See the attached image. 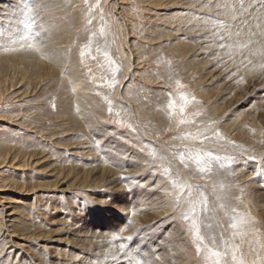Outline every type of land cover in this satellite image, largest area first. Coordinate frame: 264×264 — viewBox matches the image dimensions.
<instances>
[{
	"label": "rangeland",
	"instance_id": "rangeland-1",
	"mask_svg": "<svg viewBox=\"0 0 264 264\" xmlns=\"http://www.w3.org/2000/svg\"><path fill=\"white\" fill-rule=\"evenodd\" d=\"M253 1L0 0V208L36 262L93 257L69 243L76 229L140 259L182 237L195 264H264L250 201L252 182L264 196V50L252 52L264 0ZM240 11L255 37L240 35ZM101 166L124 187L81 175Z\"/></svg>",
	"mask_w": 264,
	"mask_h": 264
},
{
	"label": "bare ground",
	"instance_id": "bare-ground-1",
	"mask_svg": "<svg viewBox=\"0 0 264 264\" xmlns=\"http://www.w3.org/2000/svg\"><path fill=\"white\" fill-rule=\"evenodd\" d=\"M243 1V0H242ZM253 0H244L243 3H245V7H247V11L250 10V8L253 6V3L254 2H257V1H253ZM259 1V0H258ZM261 1V0H260ZM261 3V2H260ZM256 4V3H255ZM259 4V3H258ZM257 4V5H258ZM242 5V3H241ZM244 6V5H243ZM260 6V4L258 5ZM264 6V5H263ZM255 8L254 6L252 7V9ZM262 8V4H261V7ZM257 9V8H255ZM258 10V9H257ZM252 12V11H251ZM251 12H248L249 14ZM257 14V12H255ZM261 14V12L259 13ZM264 14V12L262 13V15ZM251 19L254 20V14L251 13L250 15ZM249 16L247 15V13L243 14L241 11H240V22H242V28H241V32H240V35L241 36H245V37H255V31L256 29L258 30L257 26L256 25H253L250 20H249ZM251 20V21H252ZM264 22V21H263ZM254 23V22H253ZM258 23V22H257ZM256 24V23H255ZM241 26V25H240ZM264 26V25H263ZM262 28V27H260ZM264 30V29H263ZM260 31V30H259ZM254 33V34H253ZM261 33V32H260ZM263 33V31H262ZM259 35V34H258ZM260 42L258 44H254L255 48L252 52L254 53H257L258 51H260V49H263L264 50V44L263 42L258 39ZM256 41V40H255ZM241 42V41H240ZM252 42V41H250ZM258 42V41H257ZM244 46V44H242ZM251 46H253L251 44ZM248 47V46H247ZM250 47V46H249ZM246 48V46H245ZM247 50V49H246ZM251 51V50H250ZM261 52V51H260ZM248 54V53H247ZM250 54V53H249ZM263 53L261 52V54L259 55H262ZM243 55V54H242ZM263 56V55H262ZM264 58V57H263ZM243 63V62H242ZM251 63V62H250ZM244 64V63H243ZM261 79V78H259ZM31 155V154H30ZM29 156V155H28ZM124 156V155H123ZM32 157V156H30ZM38 157V156H37ZM1 158V157H0ZM6 158L3 157L2 159V162L4 161V159ZM11 159H13L12 161H14V156L10 157ZM16 158V157H15ZM42 158V157H41ZM21 159V158H20ZM19 159V160H20ZM39 160V161H38ZM38 160H33L34 161V164L37 165V164H42L44 163L46 160L42 158ZM11 161V160H10ZM17 161V160H16ZM5 162V161H4ZM28 162H29V157L26 158L25 157H22V159L17 163L19 166H25V165H28ZM32 162V161H31ZM11 163V162H10ZM33 163V162H32ZM31 164V163H29ZM46 166V165H45ZM79 168V167H78ZM117 169V168H116ZM65 170V169H64ZM64 170L63 169H56V168H52V173L53 174H56L55 176H57V178L61 177V172L62 174L64 175ZM80 172H82V176L84 178H88L90 176L89 179L93 180L94 181H97L99 183L100 180H102L106 185L107 187H114L116 186L118 183H119V186L116 187V189H121L123 186V183L121 182H114V179H115V175L117 174L116 171H114L113 169H110V168H106V167H102L101 168H97V167H93L92 169H88V170H85L84 171V168H80ZM121 170V169H120ZM119 171V170H117ZM123 171V170H122ZM135 170H126V174H129V173H133ZM138 171V170H137ZM72 172V171H71ZM245 172V171H244ZM247 172V171H246ZM245 172V174H246ZM79 173V172H78ZM122 173V172H121ZM249 174V173H248ZM67 175V174H66ZM130 175V174H129ZM247 175V174H246ZM53 176V175H52ZM124 176V174H123ZM128 176V175H127ZM243 177V176H242ZM247 177V176H246ZM56 178V179H57ZM76 178V177H75ZM74 178V179H75ZM135 178V177H134ZM245 178V177H244ZM248 178H249V175H248ZM117 181V179H116ZM126 182V181H125ZM131 182V181H129ZM18 183V182H17ZM62 183V182H61ZM102 184V183H101ZM109 184V186H108ZM128 184V182H127ZM250 184V183H248ZM14 185V184H13ZM32 186V185H31ZM255 186H258L255 182H252V188H251V191H256L253 195L250 194V201H252V199L254 201L252 202H256V203H253V204H256L258 206L261 207V210L264 214V196L257 193L259 191H257L255 189ZM13 187V186H12ZM19 187V186H18ZM17 187V188H18ZM69 187V186H68ZM19 192L21 190H23V185L21 184L20 185V188H18ZM61 190V189H60ZM21 193V192H20ZM261 193H264V192H261ZM13 202V201H12ZM251 202V203H252ZM251 205V204H250ZM140 206V205H139ZM256 206V208L258 207ZM1 214H3V217H5V219L3 218V220H1V227H0V230H2V234L3 236L6 238V249H2L1 251H4L3 255L6 256V258L4 259V257L1 258L0 260V264H5L7 263V258L8 257H11L13 256L16 260L20 257V258H24V257H28L32 262L33 264H40V262H36L38 259L36 258V256L32 253H30L29 251H31L27 246L28 244L26 243V238H28L27 236H21L19 233H16V232H13V231H10L8 229V225L6 223V221L11 218V215L12 214H15L14 211L12 210L11 206L9 205H4L2 204L1 205ZM119 209V207H118ZM258 209V208H257ZM16 211V210H15ZM158 211V210H156ZM163 211V210H161ZM17 213V212H16ZM158 214V213H157ZM163 214V213H162ZM132 216V215H131ZM144 216V215H143ZM135 217V215H134ZM137 218V217H136ZM143 218V217H142ZM141 219V218H140ZM139 220V219H138ZM12 221V220H11ZM138 222V221H137ZM140 222V221H139ZM80 225V224H79ZM75 226V225H74ZM78 227V226H77ZM77 237L79 238L80 241H74V240H71L69 243H72L74 244L75 246H77L78 248H81L82 250H92L95 255L93 257H91L90 259H85V258H82V257H79L78 255L79 254H69V256H71V258H68L69 259V262H67V264H141V262H146L148 264H162L163 262H165V264H195L194 260H192V257H191V252L188 251L187 247L185 246L184 242L181 240L182 237H179V239L177 238L176 240H174V242H170V243H167V240L165 241L164 239V242L167 243L169 245V249L168 250V253H166V255H162V258H160L159 260H155V258H150L149 260H146L144 258H137L136 256H134L132 254V250L134 247H126L125 245H123V243L121 242H117V243H112V242H103V240H92V239H87L85 237H82L81 234V230H73ZM87 233V232H86ZM85 233V234H86ZM169 234H171L172 232H168ZM173 233H175V236H176V230L173 231ZM178 233V232H177ZM90 234V233H89ZM168 234V235H169ZM1 235V234H0ZM80 235V236H79ZM121 235V234H120ZM173 235V234H171ZM32 236V235H31ZM86 236V235H85ZM2 237V236H1ZM39 238L40 239L42 238V235L40 236V234H38L36 236V238ZM173 237V236H171ZM178 237V235H177ZM167 238V237H166ZM4 239V238H3ZM52 239V238H51ZM55 239V238H53ZM175 239V238H173ZM172 239V240H173ZM43 240V239H42ZM56 241H62V239L58 238V239H55ZM28 241V240H27ZM116 241V240H115ZM161 241V240H160ZM163 241V240H162ZM65 242H68V241H65ZM37 244V243H36ZM161 244V243H160ZM162 245V244H161ZM167 245V246H168ZM38 246V245H37ZM149 246V245H148ZM185 246V247H184ZM40 247V246H39ZM41 248H43V250H48L47 252L50 254V257H56L59 256L60 254L58 252H60L58 248L55 247V245L53 243H43L41 245ZM151 248V247H150ZM149 248V249H150ZM42 250V249H41ZM149 252V251H148ZM140 253V252H139ZM144 253V252H143ZM164 253V254H165ZM145 254V253H144ZM210 254V253H209ZM143 255V254H142ZM232 255V254H230ZM145 256V255H144ZM148 257V255H146ZM164 256V257H163ZM212 256V255H211ZM150 257V256H149ZM148 257V258H149ZM58 258V257H57ZM61 258H64V252L61 253ZM144 259V260H143ZM213 259V258H212ZM217 261V260H216ZM55 264H62V263H55Z\"/></svg>",
	"mask_w": 264,
	"mask_h": 264
},
{
	"label": "snow or ice",
	"instance_id": "snow-or-ice-1",
	"mask_svg": "<svg viewBox=\"0 0 264 264\" xmlns=\"http://www.w3.org/2000/svg\"><path fill=\"white\" fill-rule=\"evenodd\" d=\"M27 27H29V28H31V24H28V25H26ZM235 226V225H234ZM212 255H214V256H218L219 254L218 253H212Z\"/></svg>",
	"mask_w": 264,
	"mask_h": 264
}]
</instances>
